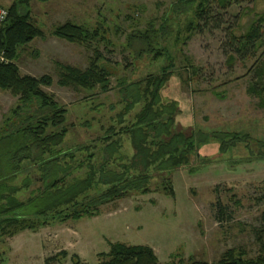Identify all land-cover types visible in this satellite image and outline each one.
<instances>
[{
	"label": "rangeland",
	"instance_id": "obj_1",
	"mask_svg": "<svg viewBox=\"0 0 264 264\" xmlns=\"http://www.w3.org/2000/svg\"><path fill=\"white\" fill-rule=\"evenodd\" d=\"M13 1L0 0V8L8 9ZM174 1L30 0L31 21L44 37L19 48L15 64L22 76L50 77L51 85L41 89L67 110L68 132L60 149L75 154V161L65 159L67 164L77 165L86 157L80 148L101 149L100 139L109 128L117 133L132 124L141 105L120 123L117 115L124 106L120 84L159 75L168 58L172 76L161 97L164 104L178 107L174 131L193 135L196 143L188 164L167 173L151 171L146 193L133 192L103 205L88 219L48 221L36 231L0 237V264H46L51 257L48 264H97L108 260L106 254L116 243L150 248L158 264H214L230 251L242 260L260 254L256 233L264 212V99L249 88L255 83L257 61L264 60V21L260 48L249 50L250 56L239 59L225 50L227 29L236 36L245 34L255 18L264 16V0H238L226 12L215 10L220 28L214 29L210 21L188 38L185 24L193 21L192 14H173ZM68 21L90 31L102 30L103 39L80 46L51 35L54 27ZM151 26L170 32L165 56L154 61L142 55L137 60L127 39ZM94 51L112 75L106 90L58 85L60 65L84 70ZM15 103L16 98L0 90V127ZM223 133L230 135L227 143L233 134L239 141L222 152V141L213 137ZM119 137L122 148L116 158L121 156L125 163L133 150L127 136ZM100 161L97 156L95 165ZM22 171L12 185L32 181L16 195L25 199L40 183L35 182L34 167L27 165ZM101 190L92 188L88 196ZM218 200L225 208L220 221L214 208Z\"/></svg>",
	"mask_w": 264,
	"mask_h": 264
},
{
	"label": "trees",
	"instance_id": "obj_2",
	"mask_svg": "<svg viewBox=\"0 0 264 264\" xmlns=\"http://www.w3.org/2000/svg\"><path fill=\"white\" fill-rule=\"evenodd\" d=\"M37 1L44 3L49 0ZM29 3L30 0H14L0 29V53L5 60L0 63V90L16 98L14 107L0 127V237L3 238L25 230L36 231L48 221L88 219L99 214L103 205L133 192L146 193L152 180L150 172L167 173L188 164L196 143L193 135L174 131L178 107L175 103L164 104L161 97V91L172 76L169 72L172 60L168 58L159 75L129 82L124 80L120 84L124 104L123 111L117 115L120 123L135 106L141 105L132 124L120 128L117 133L109 128L104 138L100 139L104 142L101 149H97L96 145L80 148L81 151H77L86 153V157L77 165L76 162L67 164L65 159L75 158L74 153L60 149L68 132L65 124L67 110L41 89L51 85L50 77L22 76L15 64L19 48L44 37L42 30L31 21ZM236 3L238 0H175L171 10L177 16L192 14L194 22L185 24L188 38L195 31H203L210 21L214 23V29H219L221 21L214 19L220 14L214 15V11L226 12ZM263 21L264 16L255 18L248 31L239 36L227 29L228 49L225 51L232 57L245 59L250 56L249 50H258ZM166 29L160 26L157 31L151 26L144 32L130 34L128 47L137 60L142 55L152 57L154 61L165 56L170 35ZM180 32H177L178 35ZM51 35L69 44L90 46L94 41L103 39L104 32L97 28L90 31L68 21L54 27ZM93 56L84 70L60 65L58 85L82 90L99 86L106 90L111 72L100 64V55L96 51ZM257 62L255 83L249 92L264 99V85L259 84L264 80V60ZM117 135L127 136L133 150V155L125 163L121 162V156L116 158L122 148L120 137L115 138ZM229 136L223 133L213 137L222 141V152L231 143L239 141L238 136L233 134V140L227 143ZM97 156H101V161L95 165ZM27 165L35 168V182L40 183V187L25 199H20L16 195L31 186L32 181L25 179L22 187L12 183ZM98 186L104 190L88 196V192ZM164 190L168 192L169 189ZM214 208L216 218L222 220L225 208L219 200ZM62 211L66 212L60 216ZM260 219L262 226L256 233L260 254L256 258L242 260L241 256H235L230 251L214 264H264V212ZM106 257L108 260L97 264H158L150 248L137 245L113 244ZM52 259L48 258L45 263Z\"/></svg>",
	"mask_w": 264,
	"mask_h": 264
},
{
	"label": "built area",
	"instance_id": "obj_3",
	"mask_svg": "<svg viewBox=\"0 0 264 264\" xmlns=\"http://www.w3.org/2000/svg\"><path fill=\"white\" fill-rule=\"evenodd\" d=\"M8 16V12L7 9L5 8H0V29L2 27V25L4 24V22L6 21ZM4 58L2 56V54L0 53V63L4 62Z\"/></svg>",
	"mask_w": 264,
	"mask_h": 264
}]
</instances>
